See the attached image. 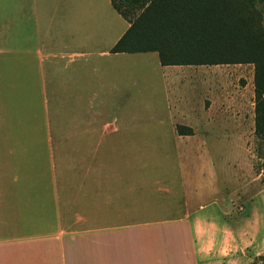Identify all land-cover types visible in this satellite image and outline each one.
I'll list each match as a JSON object with an SVG mask.
<instances>
[{
  "label": "crops",
  "instance_id": "1",
  "mask_svg": "<svg viewBox=\"0 0 264 264\" xmlns=\"http://www.w3.org/2000/svg\"><path fill=\"white\" fill-rule=\"evenodd\" d=\"M57 4L58 0H3V48L9 54L16 43L19 72L27 21L33 24L34 39L42 43V68L49 58H67L68 52L50 51L54 22L61 29L66 24L65 16H55ZM118 15L109 14L103 31L85 19V38L79 40L106 59L109 70H125L138 54L111 51L130 26ZM186 66L191 67L178 65ZM209 95L211 104L196 118L204 123L203 135L211 137L218 113ZM121 132L89 130L87 151L94 156L85 160V187L74 201L59 194L57 178L50 180L51 187L34 190L25 182L16 186L18 176L7 182L0 175V264H264V170L250 178L248 167L243 168L220 182L217 164L203 163L200 157L210 154L209 142L198 140L188 147L179 144L180 150L199 159L196 167L194 161L139 167L132 160H106V152L139 149ZM184 136L197 134L193 130ZM224 165L232 167L228 161ZM230 182L239 188H229Z\"/></svg>",
  "mask_w": 264,
  "mask_h": 264
},
{
  "label": "rangeland",
  "instance_id": "2",
  "mask_svg": "<svg viewBox=\"0 0 264 264\" xmlns=\"http://www.w3.org/2000/svg\"><path fill=\"white\" fill-rule=\"evenodd\" d=\"M2 2L0 175L7 182L18 176L16 186L25 182L27 189L35 190L51 187L50 180L57 178L59 194L76 200L85 187V160L94 156L87 151L88 132L97 128L106 134L121 128L120 135L126 134L139 148L106 152V160H132L139 167L149 162L169 166L194 161L195 166L199 159L180 150L179 144L188 147L198 140L209 142L210 154L200 157L203 163L213 160L217 164L220 182L243 168L248 167L250 178L264 170V138L255 131L253 64L170 65L167 69L157 52H147L132 55L125 70H109L107 60L79 40L85 38V19L101 31L110 13L118 15L111 1L58 0L55 16H65L66 24L61 29L54 22L50 51L68 52L67 58H49L42 68L41 42L34 39L33 24L27 21L26 53L19 72L16 43L9 54L3 48ZM258 4L264 6V0ZM209 94L217 102L218 113L211 137L203 135L204 123L196 118L211 104ZM178 125L191 126L197 136L180 135ZM122 140L119 145L124 144ZM225 161L232 167L225 168ZM231 187L238 186L230 182Z\"/></svg>",
  "mask_w": 264,
  "mask_h": 264
},
{
  "label": "trees",
  "instance_id": "3",
  "mask_svg": "<svg viewBox=\"0 0 264 264\" xmlns=\"http://www.w3.org/2000/svg\"><path fill=\"white\" fill-rule=\"evenodd\" d=\"M258 0H111L130 26L112 52H157L166 65L253 64L255 131L264 138V6ZM181 135L193 128L178 125ZM264 258V256H263Z\"/></svg>",
  "mask_w": 264,
  "mask_h": 264
}]
</instances>
